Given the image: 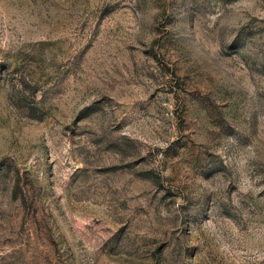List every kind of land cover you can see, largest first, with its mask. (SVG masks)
<instances>
[{
	"label": "rangeland",
	"instance_id": "rangeland-1",
	"mask_svg": "<svg viewBox=\"0 0 264 264\" xmlns=\"http://www.w3.org/2000/svg\"><path fill=\"white\" fill-rule=\"evenodd\" d=\"M0 264H264V0H0Z\"/></svg>",
	"mask_w": 264,
	"mask_h": 264
}]
</instances>
